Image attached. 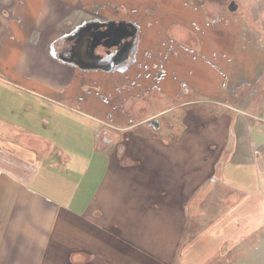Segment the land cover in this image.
I'll return each mask as SVG.
<instances>
[{"label": "crops", "instance_id": "1", "mask_svg": "<svg viewBox=\"0 0 264 264\" xmlns=\"http://www.w3.org/2000/svg\"><path fill=\"white\" fill-rule=\"evenodd\" d=\"M179 4L186 16L166 9L163 23L149 7L143 12L152 20L128 21L137 36L127 64L78 72L72 63L57 65V41L88 23L119 20L103 16V4L0 0V264H148L157 256L168 264L173 252L176 264H264V143L252 117L264 114V96L253 101L264 61L250 69L245 60L248 47L264 52V0L248 9L251 21H241L237 41L222 53L224 70L212 65L220 85L186 79L176 64L186 55L194 64L197 57L210 62L188 49L230 29L221 21L226 6ZM200 27L207 41L198 39ZM186 35L195 40L189 44ZM96 70L104 82L116 74L115 88L135 91L134 98L149 102L157 91L163 108L136 120V106L127 113L123 98L111 107L88 105L83 95L97 84L88 73ZM76 80L92 89L71 97ZM92 91L102 102L106 95ZM44 103L52 114L42 112ZM171 112L183 113L175 137L149 142L146 127L157 128L152 121ZM70 114L89 138L83 149L54 138L51 121ZM114 129L135 146L125 162L107 136Z\"/></svg>", "mask_w": 264, "mask_h": 264}, {"label": "rangeland", "instance_id": "2", "mask_svg": "<svg viewBox=\"0 0 264 264\" xmlns=\"http://www.w3.org/2000/svg\"><path fill=\"white\" fill-rule=\"evenodd\" d=\"M96 1L98 3H100L101 5L103 4V7H99L100 10L98 9L99 12H102L103 16H112L114 18H118L119 20H132V21H139L141 23V21L145 20L143 23H146L147 20H152L147 17L144 16V9L145 8H152V11H156L158 13V16L156 17L157 20H161L163 23H165V21H163L162 17H165L166 13H163L164 10L168 9V10H174V12H180L182 13L183 16H186V14L188 13V10H186L185 8H183L181 6L180 0H93ZM194 4H207V6L215 4L216 5H223L226 6V8H228V5L231 1L235 2V4H237L238 10L235 12H228L226 10V8H224V10H221L222 14H223V19L221 20L222 23L225 25L224 27L230 28L228 30H218L217 31H213V33H211L212 38L211 41L212 42L210 45L205 44V46L203 45H196L194 44V47H192L190 50L196 51V50H200V52H202L205 56H207L208 58H210V62L205 61L203 58L201 57H197V62L198 64H194L191 61L193 60V58L190 57V55H186V62H184L183 64H176L177 69H182L184 73V76L186 79H191V80H198L200 78H212V81H218L217 85L221 83V76H218V74L216 73L217 68L215 69V71L213 70L212 65H215V67H219L221 70H224V65L223 63H221V58L222 57V53H228V51L230 50L232 43H235L237 41V35H236V31L239 30V28H241V21L242 23L248 21H251V18L249 17L248 9H250L254 3L256 2V0H191ZM113 4V5H112ZM121 4H124L125 7H122ZM117 5H119L120 7H118ZM210 8V7H209ZM100 14V13H99ZM98 14V15H99ZM162 14V15H161ZM248 14V15H246ZM86 16V15H85ZM91 16V15H90ZM95 17V16H94ZM145 18V19H144ZM160 18V19H159ZM102 17L101 16H96L95 20H101ZM223 20L225 22H223ZM158 28H162L161 25L159 23H156ZM201 24V22L199 23ZM257 25V24H256ZM66 27V26H65ZM64 28V26L62 27ZM144 28H146L144 26ZM159 32L157 33L158 35L160 34L165 36L168 33L164 30L158 29ZM242 30V28H241ZM173 35H177L175 33L174 30L171 31ZM201 38L198 37L199 40H208L207 37H204V31L202 32V27H200V33ZM66 35V37H64L61 41H57V43H59V45L56 47V58L59 61V63L57 64L58 66H60L61 68L69 66V62L65 61V59H60L59 58V50L62 49L63 47H65V45H67L66 41L69 37V31L66 33H63V36ZM157 35V36H158ZM169 35V34H168ZM62 38V35H60ZM191 35H186L184 37V41L188 40L189 44L192 43L193 37L190 38ZM164 37H162L163 40ZM66 42V43H65ZM186 45V43H185ZM135 52V51H134ZM133 52V53H134ZM132 53V54H133ZM247 56L245 57V60L247 61V65L250 69H254V67L256 66L257 62L259 60H263L264 61V52L262 56H259L260 51L256 50V49H250L249 47L247 48ZM211 56V57H209ZM228 58V56H227ZM196 62V61H194ZM214 63V64H213ZM221 64V65H220ZM72 65L77 69L78 72H80L81 68L79 65L72 63ZM264 66V65H263ZM190 72H192V74H190ZM90 74V76L88 78H90L89 81H91V78L93 79L92 81H96V88L92 89V83H89L88 81H84V83H88V84H83V81L79 80V82L77 83V80L72 83L71 87L69 89H67V92H69L70 94H72L71 97L75 96L76 94H78L80 91L84 90L86 87L99 92L101 91L102 95H106L105 98L101 99L102 102L100 101V99L96 100V97H94V94H96L95 92H93L92 90H90L91 93L85 94V91L83 92L85 95H83L84 99L87 98V100L89 102H91L88 105H92V102L95 105H105L108 107H111V104H119L120 100L123 98V103L124 104V108L127 110V113L129 112V109H132V105H135L137 108L136 111V120H139L140 118H143L149 114H156L157 112H159L163 107H161V102H160V97L161 95L158 94L157 91L152 90L150 91V93H148L147 95L149 96V102L148 100H145L147 97L146 96H142L141 98H137V96L134 98L133 94L135 91H128L126 90V88L124 87H120L119 90L115 88L116 86V74H109V80L104 82V78L107 77L105 74L100 73L99 71H93ZM262 77L261 79L257 82V86L259 88V91L256 93V95L253 97V101H257L259 98L264 96V68H263V73H262ZM78 78H79V73H77ZM230 75V73H229ZM215 79V80H213ZM119 87V86H118ZM101 89V90H100ZM87 90V89H86ZM244 92V91H242ZM123 96V97H122ZM62 99V98H61ZM136 99V100H135ZM150 100L152 102V104L150 105ZM136 101V102H135ZM64 105L67 106H72V107H78V105H76L75 102H72L71 100H67V99H63L62 100ZM172 102V101H171ZM254 102V103H255ZM42 103V102H40ZM148 103V105H146ZM43 104V103H42ZM121 104V105H122ZM128 104L130 105V108L128 106ZM48 105V106H47ZM46 111H42L43 113H51V110H54V108L52 107L51 103H44ZM141 107V110H138ZM52 114V113H51ZM68 117H65L60 115L59 117H54L55 121H51V127H53L54 129L53 132L55 133V139L58 142L60 139H67L69 141L70 140L74 141L75 146L76 145H81L82 149L84 146H82L83 144L86 145L85 143L87 142V140H89L86 132H85V128H80V124H78L79 119L75 116V114H70ZM183 117V113H178V112H171L169 113L167 116H163V117H158L156 119V122L158 123V127L157 128H148V126L146 127L147 130L146 133L147 134V140L153 144H155L152 140L155 139H159L161 138H168L170 140V138L172 139V137H175L176 135V127L178 126V124L180 123V119ZM255 117H264V114L262 116H255ZM256 121V120H255ZM257 122V121H256ZM162 124V128L160 129V125ZM85 125V124H83ZM257 125V123H256ZM167 126V128L165 127ZM258 126L260 128V130L258 128H254L253 130L257 132L258 135V142L260 143H264V126L260 125L258 123ZM116 131H110L107 136L111 137V139L114 140V143L116 142V144L114 145V151L115 153H123V154H118L119 157L123 158V162L127 161L125 158H127V152L128 150L132 151L135 149V146H132L130 148V146L128 145V138L126 135L122 134L121 130L117 131V129H114ZM167 132H166V131ZM143 131L142 128L137 129L136 133L137 135L142 136L139 132ZM118 132V133H117ZM104 135V133L102 134V136ZM76 140H73L75 139ZM150 139V140H149ZM152 144V145H153ZM73 145V143H72ZM124 145V149H121V147L123 148ZM127 146V148H126ZM139 147H144V144H139ZM119 151V152H118ZM149 151V150H147ZM151 152H149L148 154H150ZM163 164V163H162ZM134 175L136 176V180L138 179V176L134 173ZM150 176V175H148ZM145 180H149L150 177H148L147 179L145 178ZM153 183H156V181H154ZM137 185V183H136ZM160 186V185H159ZM175 255L176 252H173L172 254H170V258L168 257V264H176L175 261ZM160 257H151V260L148 264H154V262H157L158 264H163L159 262ZM174 260V261H173ZM147 264V263H146Z\"/></svg>", "mask_w": 264, "mask_h": 264}, {"label": "flooded vegetation", "instance_id": "3", "mask_svg": "<svg viewBox=\"0 0 264 264\" xmlns=\"http://www.w3.org/2000/svg\"><path fill=\"white\" fill-rule=\"evenodd\" d=\"M117 21H126V20H117ZM92 23H95V22H92ZM258 24L259 23H257V26ZM83 27L79 28L67 39L66 41L67 43L65 42L67 45H65V47H63L62 49L58 51L59 58L65 59V61L69 63H74V64L80 63L88 67H91V66L102 67L99 69H104V68L106 69V67L111 66L112 60L114 59L116 52H118V49L121 48L122 44H119L117 47L109 48V46L103 45L104 42L107 40V38L101 37V38H98L97 42L92 43V45L89 46L90 44L89 42L94 37H99L100 34L105 31V28L94 27V28H90V30L87 31V30H83L82 29ZM136 36H137V29H136L135 41H136ZM135 41H134V45L131 49V53L128 59L120 63L117 66L112 65L110 67V70L119 68L122 65L127 64V62L131 60V58L133 57L132 53H133V49L135 46ZM121 149H124V145H123V148L121 147Z\"/></svg>", "mask_w": 264, "mask_h": 264}, {"label": "water", "instance_id": "4", "mask_svg": "<svg viewBox=\"0 0 264 264\" xmlns=\"http://www.w3.org/2000/svg\"><path fill=\"white\" fill-rule=\"evenodd\" d=\"M228 10L233 12L237 10V4L235 2L231 1L228 5ZM94 27H102L105 28V31L100 34L99 37H94L89 43V46L92 45V43H95L98 41V38L105 37L107 40L104 42V46H109V48L117 47L119 44H122L121 48L118 49V52H116L114 59L112 60V65H119L120 63L126 61L128 57L130 56L131 49L134 45L135 41V35H136V29L134 25L127 21H109L106 23H88L85 27H83V30H90V28ZM110 44V45H108ZM91 52V51H89ZM100 57V56H98ZM80 67L83 66V68H102V67H88L86 65H82L80 63H76ZM106 67L105 70H110V67ZM155 127L158 126V123L156 121H152V123Z\"/></svg>", "mask_w": 264, "mask_h": 264}, {"label": "built area", "instance_id": "5", "mask_svg": "<svg viewBox=\"0 0 264 264\" xmlns=\"http://www.w3.org/2000/svg\"><path fill=\"white\" fill-rule=\"evenodd\" d=\"M259 124L264 126V117H254L252 116Z\"/></svg>", "mask_w": 264, "mask_h": 264}]
</instances>
